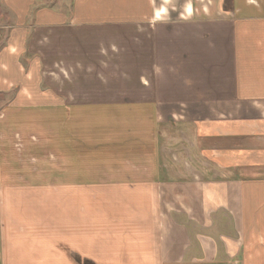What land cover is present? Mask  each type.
<instances>
[{"label":"crops","instance_id":"crops-1","mask_svg":"<svg viewBox=\"0 0 264 264\" xmlns=\"http://www.w3.org/2000/svg\"><path fill=\"white\" fill-rule=\"evenodd\" d=\"M199 1L0 0V264H264V0Z\"/></svg>","mask_w":264,"mask_h":264},{"label":"rangeland","instance_id":"rangeland-1","mask_svg":"<svg viewBox=\"0 0 264 264\" xmlns=\"http://www.w3.org/2000/svg\"><path fill=\"white\" fill-rule=\"evenodd\" d=\"M209 1L210 0H201V2L199 1V2H195L194 4H196L197 6H202L201 8H202V10H203V8L205 7V6H208L209 5ZM214 1L215 0H212V3H214ZM32 9H33V7H32ZM205 9V8H204ZM201 10V9H200ZM205 11L207 12V9H205ZM202 13V11L201 12H199V16L200 17H204L205 15H203V14H201ZM214 14V13H213ZM0 112H1V110H0ZM43 112V111H42ZM32 117V113L31 114H26V116L25 117ZM12 117H14V118H17L16 116H12ZM43 177H46L45 175H43Z\"/></svg>","mask_w":264,"mask_h":264}]
</instances>
